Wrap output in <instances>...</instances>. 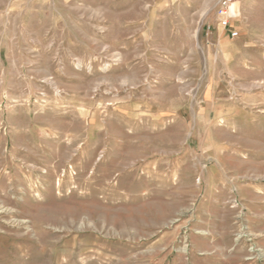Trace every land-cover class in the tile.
Here are the masks:
<instances>
[{
	"label": "rangeland",
	"instance_id": "374dc122",
	"mask_svg": "<svg viewBox=\"0 0 264 264\" xmlns=\"http://www.w3.org/2000/svg\"><path fill=\"white\" fill-rule=\"evenodd\" d=\"M217 3L0 0V264H264V0Z\"/></svg>",
	"mask_w": 264,
	"mask_h": 264
},
{
	"label": "built area",
	"instance_id": "2783aa9c",
	"mask_svg": "<svg viewBox=\"0 0 264 264\" xmlns=\"http://www.w3.org/2000/svg\"><path fill=\"white\" fill-rule=\"evenodd\" d=\"M238 0H218L216 16L218 24L225 30L228 31V36L232 38H236L239 36V30H235L232 28L233 21L239 15L235 14L231 10L232 4L237 2Z\"/></svg>",
	"mask_w": 264,
	"mask_h": 264
},
{
	"label": "bare ground",
	"instance_id": "6f19581e",
	"mask_svg": "<svg viewBox=\"0 0 264 264\" xmlns=\"http://www.w3.org/2000/svg\"><path fill=\"white\" fill-rule=\"evenodd\" d=\"M231 10L235 13V14H237V15H239L241 12H240V6H239V4H237V5H235V4H232V6H231ZM203 13V12H202Z\"/></svg>",
	"mask_w": 264,
	"mask_h": 264
}]
</instances>
